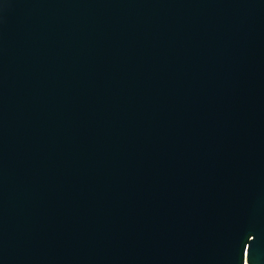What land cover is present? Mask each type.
<instances>
[{
	"label": "water",
	"instance_id": "95a60500",
	"mask_svg": "<svg viewBox=\"0 0 264 264\" xmlns=\"http://www.w3.org/2000/svg\"><path fill=\"white\" fill-rule=\"evenodd\" d=\"M0 264H264V0H0Z\"/></svg>",
	"mask_w": 264,
	"mask_h": 264
}]
</instances>
